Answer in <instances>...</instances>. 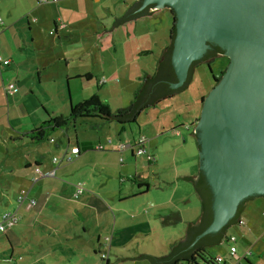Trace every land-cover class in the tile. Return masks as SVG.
<instances>
[{"label": "rangeland", "instance_id": "obj_1", "mask_svg": "<svg viewBox=\"0 0 264 264\" xmlns=\"http://www.w3.org/2000/svg\"><path fill=\"white\" fill-rule=\"evenodd\" d=\"M77 1L78 5H75V8H85L84 17L81 19L82 23L92 18L95 20L94 24L98 30H102L104 27H111L115 18L122 17L132 2L130 0H98L93 4L88 0ZM69 7L68 4H56V2H51L50 0L43 1L41 4L37 0H0V29L5 32V38L1 39L4 42L7 41L12 48L18 49L17 45L23 46L22 49L17 50V55L21 54L24 56V59L19 63V67H17L14 62L9 65V62L4 63L5 60L9 59H5L7 58L5 53L1 52L0 54V63L3 68L0 74V218L1 214L5 212H18L21 205L18 206L17 198L22 189L27 191L28 194H32L36 190V187L30 186L28 179L24 180L19 175L24 172L22 160L32 155V151L38 146L42 147V153L51 157L52 153L48 154V152H45L50 138L60 137L62 144H65L61 131L52 132L48 139L40 141L36 146L31 145L29 142L25 144L22 141V135L40 124L44 119L46 120L48 118L47 113L53 115L62 113L66 115L69 112L70 104H77L95 94L111 110L128 106L143 78L155 72L157 61L164 48L170 42L169 31L172 24V16L169 11L165 10L152 18L121 25L112 34L104 36L96 44V62L93 64L96 67L95 77L90 79V81L86 78L71 80L69 88L65 78V71L62 68L63 62L54 61L52 58L75 46L65 40L63 35L66 32L71 33V41L82 43L86 30L83 27L82 29H76L75 27V30L64 29L59 31L60 38L58 37V39H55V34L50 31L53 30V18L59 17V22H70L72 16ZM73 17H76L74 12ZM33 19L35 22H32ZM29 23L30 25H37L39 28L36 40L40 38V43L31 42L32 33L29 29ZM68 28L70 27L68 26ZM49 32L52 34H49ZM90 32L92 33L93 31L91 30ZM90 43L91 46L95 45L94 35L90 39ZM76 62L78 64V60ZM46 63H49V65L42 68L41 66ZM74 65L72 64L70 69H73ZM227 65L228 60L226 58L212 61L211 68L206 62L197 63L194 66L192 78L185 88L172 97L160 101L157 106L145 109L138 115L135 123L124 126L129 139L132 141V139L135 140L137 137L146 136L147 133L145 132L150 129L149 123L157 115L165 124L164 131L161 134L174 137L170 133L173 134L175 129H179L186 139L189 138L191 140L193 148L189 146L188 148L196 154V163L193 161L195 156L191 157L188 155L178 165L176 172L184 174L185 172L196 170V164L200 162V158L197 135L193 130L201 112V97H205L208 94L215 84L214 76H219L221 70ZM100 67H103L105 72H100ZM13 82L17 87L15 95L6 94L5 86ZM85 122L88 123L86 120ZM85 122L77 120L76 125L79 127L81 124L84 125ZM113 123L115 124L112 121L111 125ZM172 124L176 126L175 129L170 130ZM187 125H189V129H187ZM65 128L68 130V134L72 135L73 126L68 124L63 129ZM109 133H112V129L109 130ZM177 138L182 140V136ZM169 141H173V138L165 140V142ZM156 147L161 148V144L160 146L156 145ZM137 148L138 145L134 149L135 155H137ZM188 153V151H185V154ZM125 159L128 162L132 159L134 164L137 163L138 168L139 163L135 162L131 156H127ZM7 163L10 167H15V174L7 173ZM179 168H182L183 173ZM119 169L128 174V179L124 178L119 171L116 174L104 172L101 176L99 175L101 172H97L98 175L95 177L96 179L99 176L102 178L104 193L101 191V196L108 202L111 201L113 213L117 215V207L121 208L120 213L126 217L128 216L129 222L127 224L132 226V224H136L134 218L149 215L153 218V212L161 214L169 211L167 207L162 206L163 202L159 201L165 198L161 190H153L148 195L135 198L128 196L121 200L119 195L129 192V186H131L129 180L134 177L132 175L134 168H121L118 166ZM46 175V173L42 172L40 178L47 177ZM158 175L159 173H149L151 184H156ZM15 177L18 181H24L25 183L23 185L15 183L9 186L7 181H14L16 180ZM170 178H173L172 175ZM136 179L137 175L135 176ZM175 183L178 185L174 199L178 205L176 210L179 209L182 214L186 213L187 218H189L184 219L183 222L164 227L157 222L156 224L159 228H155L154 232L148 235L133 230L120 231V237L110 239V241L112 240V247L109 250V244L103 237L105 233L110 236L111 229L108 228L105 221L96 217L93 210L86 209L85 213L88 221H85V223L90 226V229H88L86 234L72 241V243L65 245L67 249L64 250L60 248L59 243L57 245H49L48 240L51 241V237L47 239L41 238L37 235V232L26 231L27 228L23 224L27 219L23 218L12 226H7L5 232H0V264L26 263L30 259L29 252L33 253V259L36 260L37 264L59 263L60 260L74 253L82 258V264H94L95 261L98 264H105L104 259H101V253L109 254L112 264L123 260V256H137L142 250L153 252L157 256L164 255L169 252L166 242L175 236L176 240L179 241L181 234L186 232L187 224L189 223L187 220L195 218L200 211V202H198L197 195L193 193V184L179 179ZM91 184L95 186L94 182H91ZM91 184L81 185L86 190L85 194L81 195V198L85 199L88 196L93 199L95 197L91 196L87 191L93 192ZM134 184L136 187L137 184ZM166 186L161 185L160 188L163 189ZM95 187L98 188V186ZM95 194L98 193L96 192ZM84 195L87 196L84 197ZM114 197L115 199H113ZM183 199H187L186 203L181 202ZM247 203L243 216L250 223L259 220L258 218L261 217L262 213V225L257 230H254V233L257 231L256 235L253 238L248 236L244 239L242 235L248 225L245 226V224L242 227L239 224H232L226 228L225 237L221 242L207 247L212 257L220 255L226 260V264H237V262L238 264H264V198L254 196ZM157 204L160 205L157 207ZM24 205L21 206L20 213L28 218L38 216L40 222L48 215L49 217H55L56 214L53 213H57L55 208L50 209V205H48L41 215H38V210L30 211L33 209L32 206L26 208ZM172 206L174 207V203H172ZM185 208L189 209L184 210ZM101 209L104 208L101 207ZM179 211H176V214H179ZM250 213H255V215L251 216ZM83 222V219L77 220L80 229H82ZM35 229L38 230L37 227ZM164 231L169 232L165 233ZM99 234L102 238L98 244L96 241ZM231 234L237 238L236 246L240 257L239 261L228 255L229 245L226 238ZM258 234L260 235L258 236ZM257 237L262 239L258 241ZM73 246L75 248L71 249ZM30 247H33L34 250H30ZM12 250L13 255L10 256ZM247 250H249V253L246 254ZM136 261L140 262V260ZM198 262L199 264H206L200 259H198ZM117 264L123 263L119 262Z\"/></svg>", "mask_w": 264, "mask_h": 264}, {"label": "crops", "instance_id": "obj_2", "mask_svg": "<svg viewBox=\"0 0 264 264\" xmlns=\"http://www.w3.org/2000/svg\"><path fill=\"white\" fill-rule=\"evenodd\" d=\"M88 1L95 4L98 0H88ZM130 1L133 2L137 0H130ZM42 2L43 1L40 0L38 1L39 4H41ZM55 2L56 4H61V3L68 4V6H70L69 8L71 10V16H72L70 22H59V17H56L55 19L53 18V25H52L53 30L50 31H52V33L55 34V39L56 38L58 39V37L60 38L59 31H62L64 29L75 30L74 29L75 27L76 29H82L83 27L84 30H86L83 36L84 40H82L83 41L82 43L78 41L74 43L73 41H71L70 39L71 33L66 32L63 35L65 40H68L70 44L75 46L73 48H70L69 50H66L58 55L53 56L52 58L54 61L58 60L63 62L62 68L65 71V78L70 88L71 80L74 79L80 80L82 78H86L88 81H90V79L95 77L94 75H95L96 67L93 64L96 62V44H98L101 41V40L100 41L97 40V33H100L102 32V30L108 28L104 27L102 28V30H98L97 26L94 24L95 20L92 18H89L87 22L82 23L81 19L84 17L85 8L82 9L75 8V5H78L77 0H57ZM155 10L157 9H154L152 11ZM162 11H159L156 14H153L152 16L145 19L152 18L158 15V13ZM73 12H74V16H76L75 18L73 17ZM32 22H35V20L33 19ZM135 22L137 21H134L133 23ZM68 26L70 28H68ZM29 29L32 33L31 42L40 43V38L36 40L39 32V28L37 27V25L34 24L30 25L29 23ZM91 30L93 31L92 33L90 32ZM113 31L110 34H112ZM52 33L49 32V34ZM4 34L5 32H2V29H0V54L1 52L5 53L7 57L5 59H9L8 65L13 64L14 62V64L16 63L15 65L19 67V63L24 59V56L21 54L17 55V50L22 49L23 46L21 47V45L20 46L17 45L18 49H16L15 47L12 48L7 41L5 42L2 41L1 38H5ZM93 35L95 36L96 43L95 45L91 46L90 39H92ZM76 60H78V64ZM72 64L75 65L72 67L73 69H70V66ZM48 65L49 63H46L43 64L41 67L45 68ZM1 69L3 68L1 67ZM99 70L100 72H105L103 67H100ZM1 72L2 70H0V74ZM77 120H81L82 122H85L86 120L88 123L85 122L84 125L81 124L79 127H77L76 125ZM95 120L96 119H91V118H87V119L81 118L74 120L72 123H70V125L73 126L72 135L68 134V130L66 128L56 130V131H61V133L63 134V137L65 139V144H62V140L60 137H56L53 139L50 138V140L48 141L49 145H47V148L45 147L44 148L46 153L47 152L48 154L52 153L51 157L46 156L44 153H42L41 152L42 147L38 146L36 147L35 150L32 151V155H29L27 158H25V160H22L24 172L20 173L19 175L24 180L28 179L30 182V186H32L33 188L36 187V190L32 194L30 193L28 194L29 198H33L35 200V203L34 205H29L27 201H23L21 204L18 203V206L19 205L22 206L24 204L26 208L32 206L33 209H31L30 211L38 210V215H41L42 211L45 210L48 205H50V209L55 208L57 210V213H53L56 214L55 217L53 216L49 217L48 215L45 219H42L40 222L38 216L28 218L25 217V215H22L20 213L21 206H19L18 212L15 211L18 215L17 222L21 221L23 218L27 219L26 222L23 224V226L27 228L26 231H29L31 233L37 232V235L40 236L41 238L47 239L48 237H51L52 240L51 241L48 240L49 245H57L59 243L60 248L66 250L67 248L65 247V245L72 243V241H74L76 238L81 237V235L86 234L88 229H90V226L89 225L87 226V224L85 223V221H88V217L86 216L85 210L86 209L93 210L96 217H98L100 220L105 221V223H107L108 228L111 229V235L109 236L107 233H105L103 237V239L106 242H108L109 244L108 249L110 250L112 247L111 244L112 240L110 241V239H113L114 237H120L119 235L120 231L133 230L135 232L148 235L149 233L154 232L153 230L155 228H159L158 225L156 224L157 222L162 224L164 227V226L175 225L178 222H183L184 219H189L187 218L186 213L182 214L180 213L179 209L176 210L177 209L176 207H178V205L174 201V199L176 195V190H178V185L175 182H177L178 179L191 182L194 188V179L198 176L199 162L198 164H196V170H191L190 172H185L184 174H178L176 172L177 170L176 168H178V165L188 155L191 157L195 156L193 161L196 163V154L193 153V150H190L188 148V146L192 147L191 140L189 138L186 139L185 136H183L184 134L182 133V131H180L179 129H175L176 125L174 124H172L170 128V130L175 129V133L173 134L170 133V135H173L174 137L162 135L161 133L164 131L165 124H163V121L159 119V117L156 115V117L152 119V122L149 123L150 129L147 132H145L147 133V135L146 136L144 135L145 140L142 145L146 153L141 155L138 154L135 155L134 149L136 145H138L137 140L139 137L135 138V140L132 139L131 141L128 137V134L126 133V130L124 129L125 127L120 126L116 122L115 124L113 123L114 125L113 124L111 125L112 122H106L103 124V126L100 129H96V130L91 129L89 125ZM188 127L189 125H187V129H189ZM108 129L109 130L112 129V133H109ZM181 136H182V140H179L177 137L180 138ZM171 138H173V141L165 142V140H170ZM25 140H29V141H25ZM22 141L25 144L29 142L33 146L39 144V142H32L27 137L26 133L22 135ZM160 144H161V148L156 147V145L160 146ZM72 148H78V152L76 154L72 153ZM185 151H188L189 153L185 154ZM147 154L151 155L150 159L146 158ZM127 156L128 157L131 156L135 162L137 161L139 163L138 168L136 165L137 163L134 164L132 159H130L131 161L129 162L128 160L125 159V157ZM55 157L58 159L57 161H54ZM118 166H120L121 168H129V167L134 168L132 172V175L134 177L133 179L129 180L131 182V186H129V192L127 194L119 195V198L121 200L122 198H126L128 196L135 198L138 196L140 197V196L148 195L153 190H157V191L161 190L165 198L159 201L163 202L162 206L167 207L169 211L161 214L159 212H153L154 214L153 218H151V215L139 216L137 218H134L135 219L134 222L136 224H132V226H129L127 224L129 222L128 216L126 217L122 213H120L121 208L117 207L118 210L117 215L113 213L114 210L112 208L113 204L111 203V201L108 202L106 199H103V197L101 196V191L104 193L103 191L104 182H102V178L100 176L104 174V172H110L112 174H116V172L119 171V173L123 174L124 178L126 177L128 179V174L121 171L120 169L118 170ZM6 167L8 174L11 173L15 174L14 173L16 171L15 167L13 168L12 166L10 167L8 163ZM34 167H39L42 172L47 174L46 175L47 177L40 178V176L35 172ZM179 169L182 171V168ZM97 172H101L99 173L100 176L98 177V179L95 178L98 175ZM149 173H159V175L157 176V179L159 181L157 180L155 182L156 184H151ZM136 175H137V179L135 180ZM171 175L173 178H170ZM180 176L181 178H179ZM15 179L16 180L14 181L13 180L7 181L8 185L10 186L15 183H20L21 185H23L25 183L24 181H18L16 177ZM120 181H122V179H120ZM91 182H94V185L98 186V188L93 186ZM133 182L137 184L136 187ZM78 183H82L83 185L85 184V186L87 185V183H90L93 192L91 193V191L89 190L87 191L91 194V196H95V197H93L92 199V197L90 198L86 195L87 198L85 199L81 198V195L85 194L84 192L86 191L84 190V188L82 192L76 196L75 195L76 185ZM161 185H167V186L161 189L160 188ZM134 187L135 189H133ZM96 192L98 194H95ZM193 193L197 195L198 202H200V198L196 193L195 189L193 190ZM86 196L84 195V197ZM113 199H115V197ZM143 200L142 202H144ZM186 201L187 199H183L181 202L186 203ZM247 202L245 203L244 210L246 208V205L248 204ZM172 203H174V207L172 206ZM159 205L160 204H157L156 206L158 207ZM101 207H103L104 209H101ZM149 207L151 206L149 205ZM188 209L189 208H185L184 210H188ZM176 211H179L180 218L177 223H172L171 222L172 219L170 218L169 214L175 213ZM250 215L254 216L255 213H250ZM260 216L261 217L258 218L259 220L250 223L243 216L242 213L241 218L245 220L246 222L245 226L248 225V227L245 229L242 235L244 239L248 236H252L253 238L254 235H256L257 231L256 233H254V230H257L258 227H261L262 225V213ZM80 219H83L84 221L81 226L82 229L79 228V224L77 223V220ZM199 220H200V211L195 218L191 220H187L189 221V223L187 224L186 232L185 234H181L179 241H183L186 238L188 225L196 224ZM36 227L38 228V230L35 229ZM164 232L168 233L169 231H164ZM259 235L260 234H258V236ZM101 238L102 236L100 234L97 235L96 242L98 244ZM25 239L28 240V238L26 237ZM261 239L262 238H259L258 241H260ZM177 241L178 240H176V236H175L174 238L166 242V247L168 248L172 243H175ZM62 245H64V247H62ZM74 248L75 247L73 246L71 249ZM29 249L34 250L33 247H30ZM12 255H13V250L10 256ZM106 255L107 257L104 259L105 264H112L110 262L109 254ZM144 255H154V253L147 250L146 251L142 250V252H140L137 256H131V255L123 256L122 259L126 261L121 260V262L123 264H136V263L150 264V262L147 259H140V262H137L136 260H129V259H137L140 256H144ZM29 257H30L29 261L23 264H35V263L37 264L36 260L33 259L32 252H29ZM48 264H82V258L74 253L63 260H60L59 263L53 262ZM94 264H98V263L95 261Z\"/></svg>", "mask_w": 264, "mask_h": 264}, {"label": "water", "instance_id": "obj_3", "mask_svg": "<svg viewBox=\"0 0 264 264\" xmlns=\"http://www.w3.org/2000/svg\"><path fill=\"white\" fill-rule=\"evenodd\" d=\"M147 6L148 12L165 6L175 12L171 59L178 80L172 88L184 84L191 63L208 43L229 56L224 73L202 101L194 129L199 170L213 194L212 221L197 240L225 226L243 200L264 196V0H142L137 10ZM188 229L183 241L190 236ZM140 259L147 258L129 260Z\"/></svg>", "mask_w": 264, "mask_h": 264}, {"label": "trees", "instance_id": "obj_4", "mask_svg": "<svg viewBox=\"0 0 264 264\" xmlns=\"http://www.w3.org/2000/svg\"><path fill=\"white\" fill-rule=\"evenodd\" d=\"M141 3L142 0L134 3V7L129 9L121 18L117 19L115 23L113 22L111 28L104 29L102 32L97 33V40L100 41L104 36L110 34L119 26L148 18L159 11L167 10L172 16V24L169 31L170 42L168 46L164 48L160 58L157 61V68L155 72L143 78L140 86L134 92L130 104L123 108L111 110L109 106L96 94L92 95L90 98L83 99L77 104H71L69 112L66 115H52L47 113L48 118L46 120L26 133L27 137L32 142H40L48 139L52 132L58 129H63L78 118L96 119L89 125V127L94 130L100 129L106 122L113 121L122 127L135 123L138 115L142 111L156 106L162 100L172 97L178 91L188 85L192 78L194 66L198 62H201V60L192 62L188 70L187 78L182 86L177 88H172L170 86L171 83H174L178 80L171 59L173 41L176 33V18L174 10L168 6H165L161 9L148 12L147 8L152 5H149L142 10H137ZM217 51L222 52V49L216 46L215 49H213L211 52L209 51L207 53L208 56L206 55L204 58L209 57V55H213ZM226 59L229 61L228 58ZM211 62L212 61L210 60L207 63L210 68ZM225 69L226 67L221 70L219 76H214L215 83L221 78ZM203 99L204 96L201 97V102ZM198 149H200V144H198ZM194 189L200 198L199 224L188 229L190 236H187L186 241H177L172 243L169 246V252L167 254L161 256L145 255L150 264H199L198 259L204 261L206 264H218L215 257H212L209 254L207 247L209 245L219 243L222 239H224L226 228L232 224H237L243 213L245 203L254 197L251 196L240 202L235 215L219 231L205 234L195 240L197 235L207 228L213 218V194L201 170H199L198 177L194 181ZM261 197L264 198V196ZM170 218L172 219V223H177L180 216L175 212L170 215Z\"/></svg>", "mask_w": 264, "mask_h": 264}, {"label": "built area", "instance_id": "obj_5", "mask_svg": "<svg viewBox=\"0 0 264 264\" xmlns=\"http://www.w3.org/2000/svg\"><path fill=\"white\" fill-rule=\"evenodd\" d=\"M40 1H47V0H40ZM50 1H57V0H50ZM9 60H5L4 63H8ZM0 70H1V63H0ZM5 93L6 94H14L17 90V87H16V84L13 82V83H8L5 88ZM175 131V130H174ZM144 140L145 138L143 136L139 137L138 140H137V144H138V148H137V154L138 155H141V154H145L146 151L143 147V143H144ZM78 152V148H72V153L76 154ZM146 158L147 159H150L151 158V155L150 154H147L146 155ZM58 159L55 157L54 158V161H57ZM35 172L41 176L42 175V172L40 170L39 167H35L34 168ZM35 179V178H34ZM82 184L81 183H78L76 185V193L75 195L77 196L79 193L82 192L83 190V186H81ZM17 201L18 203H22L23 201H27L29 203V205H34L35 203V200L33 198H29L28 197V192L25 191L24 189H22L18 195V198H17ZM18 220V215L16 212H13V213H10V212H5L3 214H1V218H0V232H4L5 231V228L8 226H12L13 224H15ZM237 224H239L240 226H244L246 224L245 220L240 218L239 221L237 222ZM227 242H228V255L235 259V260H240V257L237 253V246H236V241H237V238L235 235H228L227 238H226ZM249 253V250H247L246 254ZM245 254V255H246ZM101 257L102 259H105L107 257V255L105 254H101ZM216 261L218 264H226V260L220 256V255H217L215 257ZM235 264V263H234ZM238 264V262H237Z\"/></svg>", "mask_w": 264, "mask_h": 264}, {"label": "flooded vegetation", "instance_id": "obj_6", "mask_svg": "<svg viewBox=\"0 0 264 264\" xmlns=\"http://www.w3.org/2000/svg\"><path fill=\"white\" fill-rule=\"evenodd\" d=\"M151 7H153V6H151ZM216 46H218V47H220L219 45H217L216 43H214V42H210V43H208V45H207V48H206V50H205V52L203 53V55L199 58V59H197V60H201V62H206V63H208L210 60L211 61H214V60H216V59H222V58H228L229 56L226 54V49H224V48H222V47H220L221 49H222V52H215L213 55H209V57H206V58H204L206 55H207V53L210 51H213V49H215V47ZM208 56V55H207ZM197 60H195V61H197ZM199 63V62H198ZM192 64V63H191Z\"/></svg>", "mask_w": 264, "mask_h": 264}]
</instances>
